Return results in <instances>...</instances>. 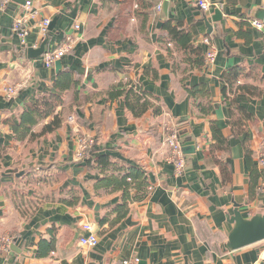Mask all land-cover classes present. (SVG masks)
Segmentation results:
<instances>
[{"label":"crops","instance_id":"0c3cea01","mask_svg":"<svg viewBox=\"0 0 264 264\" xmlns=\"http://www.w3.org/2000/svg\"><path fill=\"white\" fill-rule=\"evenodd\" d=\"M4 1L6 7H0V142L7 148L0 157V173L4 174L0 182H11V186L5 192L0 190V238L16 239V251L10 247L0 250V264H121L129 257L139 258L140 264H264V240L236 250L225 246L231 228L227 215L233 213L235 205L245 217L264 212V181L261 192L249 200L242 136L232 134L226 123L230 103L223 97L221 82V74L235 67L255 66L264 72V30L250 23L260 20L256 15L264 9V0H208L211 7L207 11L199 9L196 0H168L166 19L155 9L164 0H147L151 7L146 19L131 14L134 1L126 9L112 0H0V5ZM26 1H31L29 12ZM129 8L130 15L125 17ZM215 9L222 14L219 21L212 20ZM118 10L123 18L116 22ZM26 13H31L27 17L29 31L25 43L20 44L11 27ZM204 17L212 25L210 34L206 33ZM43 18H49L50 23L56 19L53 30L48 29L44 37L38 29ZM167 20L180 23L190 32L192 45L201 48L200 56L192 53V58H202V64L188 63L184 52L170 41L162 27ZM261 21L264 24V17ZM68 37L75 41L61 57L60 70L73 71L80 83L63 94V104L56 110L61 123L33 141L16 142L3 119L19 115L25 103L52 91L57 73L54 65L43 66L41 56L28 59L20 51L37 48L45 39L48 50H53ZM204 37L209 45L203 43ZM209 48L215 51L212 64L205 59ZM148 67L158 75L155 80L145 78L141 85L158 98L162 113L154 115L149 110L134 117L122 98L109 101L105 94L119 81H135ZM239 81L263 89L257 96L236 97L252 115L247 130L257 163L264 138V82L251 78ZM17 83L26 87L13 100H7L3 88ZM200 83L208 95L191 97L187 88ZM200 103L207 113L200 110ZM50 120L40 121L34 131H40ZM211 120L228 138L226 152L217 153L230 158L231 181L225 184L218 166L206 157L213 143ZM170 128L178 131L182 144L188 139L194 142L195 151L185 154L180 174L167 161L169 148L164 140ZM77 135L92 137L98 153L110 155L119 165L141 167L148 177L151 189L147 188L143 199L130 204L128 214L114 226L100 225L99 220L120 202L121 192L95 187L99 171L73 158ZM258 167L264 174V167ZM58 171L63 179L49 182L48 191L29 196L37 205L21 215L14 205L13 189L25 180L15 181L11 175L30 172L26 179H35L29 184L42 188L45 184L37 185L36 177ZM70 187L80 196L73 207L57 201L60 190ZM51 193L54 200L39 203ZM83 223L94 227L98 237L94 247L78 243L84 234ZM51 232L55 250L37 257L39 240L49 239Z\"/></svg>","mask_w":264,"mask_h":264},{"label":"trees","instance_id":"16d2710c","mask_svg":"<svg viewBox=\"0 0 264 264\" xmlns=\"http://www.w3.org/2000/svg\"><path fill=\"white\" fill-rule=\"evenodd\" d=\"M119 3L123 8H127L132 5L134 1L136 7L131 11V14L141 15L142 19H146L148 16V9L151 7V3L147 0H112ZM130 15L129 12L125 13V17ZM122 12L117 11L115 20L120 21ZM163 29L167 32L170 41H172L177 47H179L186 55V61L190 64H202L203 59H193L192 53L200 56L201 48L192 45V36L189 31H186L180 23L172 24L170 20L163 23ZM255 66L249 68L235 67L224 71L221 74V82L223 83L222 94L225 100L229 101V117L226 121L232 134L242 136V146L244 148V162L249 178L248 197L249 200H253L261 192V181H264V174L254 162L252 157V149L249 144V135L247 130V121L251 119V113L240 105L236 99L239 94H247L250 96H257L263 92V89L257 85L247 82H240L244 78H251L254 81L264 82V72L257 71ZM157 71L153 68H144L142 72L136 77L135 81H119L117 84L111 86L106 91V97L109 101L122 98L126 109L134 116L141 117L147 111L151 110L154 115H160L162 113L161 107L158 103V98L153 97L142 87V81L145 78H151L155 80L157 77ZM80 83V78L71 70H60L56 73L52 82V91L40 94L34 101L25 103L23 109L19 115L10 116L3 119V123L8 125L14 135L16 142L22 143L24 141H33L49 132L56 130L61 119L56 112L57 108L63 104V94L70 88H76ZM76 90L74 96L77 97ZM187 92L193 98L199 96H207V89L203 83L197 84L193 87L187 88ZM200 110L204 113L208 112L205 106L198 105ZM51 117V120L46 122L40 131H34L33 127L40 121L46 120ZM209 129L211 139L213 143L209 146L206 157L209 158L220 170L221 181L223 184L231 181L230 173V158H222L217 155L218 152H226L228 148V138L223 134L220 127L214 120L209 123ZM7 148L6 145L0 142V157ZM85 165L96 168L101 176L97 179L95 187L100 189L109 190L111 192H121V200L100 218L99 224H108L109 226L116 225L121 219H123L129 211L130 204L137 202L144 198L149 186L148 177L145 171L138 166H124L119 165L113 161L108 154L98 153L96 150V144L90 149V155L84 162ZM16 173V172H15ZM30 172H18L17 175H11L15 181L23 182L19 184L18 188L13 189L15 193L14 205L21 215H26L37 204L32 200L29 201L28 197L35 195L36 190L29 184L31 178L26 179V176H30ZM35 183L47 184L51 181L59 182L63 179V173L57 172L56 174H42L38 175ZM22 185V186H21ZM27 185V187H26ZM11 182H0V190L5 192L10 188ZM42 186V185H40ZM38 188V187H36ZM57 201L67 206L73 207L79 203L80 196L78 191L74 187H70L66 190H60ZM54 193L47 194L42 197L39 203L45 200H54ZM33 204L31 205V203ZM30 206L27 207V204ZM55 250V237L53 232L50 233L49 239H40L37 244V257H46L50 252Z\"/></svg>","mask_w":264,"mask_h":264},{"label":"built area","instance_id":"2783aa9c","mask_svg":"<svg viewBox=\"0 0 264 264\" xmlns=\"http://www.w3.org/2000/svg\"><path fill=\"white\" fill-rule=\"evenodd\" d=\"M199 9L202 11H207L211 4L208 0H196L195 3ZM7 5L6 1L2 2L0 7L5 8ZM31 6V1H26L25 9L29 12ZM161 4H157L155 9L157 11L160 10ZM31 13H26L23 16H20L16 18L11 27V31L14 35L17 36V38L20 41V44L25 43V39L28 35V25H27V17ZM251 25L255 27L256 29L263 31L264 30V24L261 20L252 19L250 21ZM50 25V19L49 18H43L38 23V29L39 33L44 37L48 31ZM75 28H78V25L75 26ZM74 38L68 37L66 39V42L53 50H47L42 56V64L45 68H50L54 65V62L57 59H61L67 52H69L74 44ZM203 43L206 45H209V39L204 37L202 39ZM205 59L207 64H212L215 60V51L212 48H209L206 51ZM26 87L25 83H17L13 85H7L3 88L2 92L4 97L11 101L13 100L19 93V91ZM168 133L165 136V145L169 148V153L167 155V161L170 163L173 168L174 172L176 174H180L186 163L185 154L182 151V141L180 140L178 131L175 129H167ZM95 144V140L86 135H77L75 137V150L73 153V158L78 162H85L86 159L90 155V149ZM257 163L260 167H264V138L262 139L259 150H258V158ZM150 190L151 187H148ZM82 230L84 231V234H81L78 238V243L82 247L91 248L94 247L98 242V237L96 235V232L94 231V227L90 223H83L82 224ZM12 243V238L9 236L1 237L0 238V250H7L10 247V244ZM121 264H140V259L137 257H129L125 258L121 261Z\"/></svg>","mask_w":264,"mask_h":264},{"label":"water","instance_id":"95a60500","mask_svg":"<svg viewBox=\"0 0 264 264\" xmlns=\"http://www.w3.org/2000/svg\"><path fill=\"white\" fill-rule=\"evenodd\" d=\"M168 3V0H164L159 10L163 19L167 18ZM258 11L259 15H256V18L262 20L264 17V9H259ZM221 16V12L218 9H215L212 20L219 21ZM202 20L206 26V33L210 34L212 31L211 23L205 17ZM55 22L56 19L54 18L49 25V30H53ZM47 50V39H45L37 48L28 47L26 52L21 50L20 55L24 56V54H26L28 59H35L42 56L45 52H47ZM54 67L56 72L62 68L61 59H57L54 62ZM182 151L184 154L194 153V142L189 139L185 140L182 144ZM3 175L4 174L0 173V177ZM96 207H98V205H96ZM259 209H262V205L259 207ZM227 221L231 225V228L227 233V241L225 244L227 249L236 250L238 248L264 240V212L261 210L257 211L250 217H245L242 211L239 209V206L235 205L233 213L231 215H227ZM15 240L16 239H14L10 245V249L14 251H16L14 244ZM89 264L95 263L91 262Z\"/></svg>","mask_w":264,"mask_h":264},{"label":"rangeland","instance_id":"374dc122","mask_svg":"<svg viewBox=\"0 0 264 264\" xmlns=\"http://www.w3.org/2000/svg\"><path fill=\"white\" fill-rule=\"evenodd\" d=\"M32 186H34V185H32ZM34 188H35V190L38 191V192H40V191H44V192H46V191H48V189H49L48 186H46V187H42V188H41V186H38V188H36V187H34ZM29 201H30V200H29ZM32 201L35 203L36 200H32ZM29 206H30V203L27 204V207H29Z\"/></svg>","mask_w":264,"mask_h":264}]
</instances>
